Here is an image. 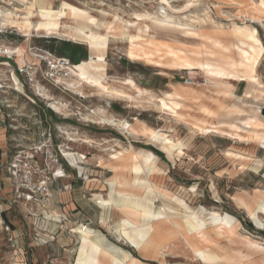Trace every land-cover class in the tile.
I'll use <instances>...</instances> for the list:
<instances>
[{"label":"rangeland","instance_id":"374dc122","mask_svg":"<svg viewBox=\"0 0 264 264\" xmlns=\"http://www.w3.org/2000/svg\"><path fill=\"white\" fill-rule=\"evenodd\" d=\"M49 2L54 9L65 7L77 11L80 8L87 17L103 21L105 25L99 28V32L101 35L107 32L108 42L103 49L97 50L82 40L75 41L57 35L42 36V33L28 37L14 27L0 24V84L2 86L0 106L4 112L3 119L6 125H12V119H15L16 130L11 136L15 135L17 142L29 147L43 143L50 131L52 141L49 148L54 155L58 154V145L63 144L62 148L67 146V149L84 155L85 159L82 161L86 164L77 162L76 167L62 160L65 171L74 175L75 179H80L78 175L84 171L85 165L90 172H99L102 178H110V183L114 172L108 166L116 163L112 154H125L126 149L141 155L150 153L151 160L142 155L140 160L134 159L130 163L123 161L121 164L142 163L146 168L151 165L157 167L158 172L152 174L147 171L137 175L133 172H123L126 177L133 180L134 184L139 180H149L160 192L167 195V197L159 194L149 195L155 210L166 204L179 213L183 212L184 206H187L189 210L197 213L207 228L225 217H230L239 222L233 239L241 238L239 235H248L251 239L261 241L252 230L261 231L256 227H261L257 221H264V209L256 208L262 211L256 222L239 210L222 209L223 204L219 198L221 194L218 190L220 191L225 185L264 189V146L239 138L240 135L246 134L244 127L251 128L245 123H250L252 120L258 123L256 129L264 132L262 113L264 0H199L198 2L50 0ZM0 6L1 9H18V12L23 10V6L21 7L16 0H0ZM62 24L75 26V22L70 19H62ZM127 24L130 25L129 33L135 37L133 40L123 36ZM145 25L149 28L148 36L142 32ZM236 29L242 31L247 42L242 49L233 46L235 43L233 32ZM19 46L24 48L25 54V62L21 64L17 61L16 55ZM224 46L228 48H223ZM169 48L181 50L194 61L195 59L211 60L215 64H223L226 58L234 60L240 65V68L237 66L239 73L244 67V52H252L254 53L251 62L252 77L248 82L241 77H235L234 82H231L229 89L233 90L234 96L240 97L238 100L222 95L215 96L214 101L209 100L204 96L213 94L211 89H205L207 76L199 69L189 71L171 67L169 64L174 59L168 52ZM130 50L137 56L130 57L128 55ZM32 52L36 56H33ZM62 57L68 59L73 66L83 60L104 59L106 72L104 83L108 86L124 88L123 90L129 94L135 95V99L104 95L101 97L97 89L87 83H83L78 88L82 91L81 94L65 83L57 81L56 78H47L49 64L55 63ZM7 60L9 63L5 64ZM65 71H67L66 75L59 76L71 74L69 69ZM12 73L19 79L23 91L16 89ZM128 79L133 81L134 89L141 88L144 92L136 94L129 89L124 84ZM181 85L193 87L198 91V95L202 92L203 95L189 101V106L185 108L181 106L187 104V101L185 97H180L178 100L180 106L176 107V113L162 109L160 107L162 100L170 103V100L175 98L171 95L172 89ZM38 88L48 97L38 94ZM50 100L61 102L64 105L63 112L53 110L48 105ZM199 103L208 104L215 115L199 114L197 109ZM217 103L221 105V109H217ZM228 105H231V112H223ZM238 107L241 110L239 114L234 115ZM100 108L103 111L101 115L105 114L103 116L111 115L117 119H127L135 126L136 134L100 123L94 113ZM196 120L205 123L204 130H198L199 124ZM138 123H142L147 129L156 130L169 140H174L175 148L167 152L159 142L149 140L139 131ZM228 123L232 125H227ZM65 131H68V134ZM72 137L75 141H71ZM86 139L91 142L84 143L83 140ZM12 142L13 139L8 145L9 156L13 150ZM237 152L242 158L234 159L229 155ZM57 180L59 179L53 183ZM110 186L112 191L111 183ZM101 190L106 194L109 187H101ZM96 191L98 190L92 189L87 196L93 199L95 193L90 194ZM174 196L178 201L174 202L171 199ZM262 229L264 231V227ZM180 238L181 240L174 242L178 250L176 249L172 254L169 252L165 264H203L199 257L194 255L184 237L180 236ZM121 244L128 248L126 243L121 242ZM223 244L225 239H220L214 248L221 253L220 245ZM135 249L138 250L136 247ZM229 255L238 254L230 252ZM244 255H246V264L264 262V253L246 250ZM193 257L196 260H193Z\"/></svg>","mask_w":264,"mask_h":264},{"label":"bare ground","instance_id":"6f19581e","mask_svg":"<svg viewBox=\"0 0 264 264\" xmlns=\"http://www.w3.org/2000/svg\"><path fill=\"white\" fill-rule=\"evenodd\" d=\"M16 1L21 4V7L23 6V10L18 12V9L8 10L9 8H0V24H2L3 26H9L11 28L14 27L24 36L29 37L33 34L37 35L39 33H42V36L57 35L70 38L71 40L73 39L75 41L82 40L86 42L90 47L97 50L103 49L108 42L107 32L105 33V35H101L99 32V28H102L105 23L101 20L95 18L91 19L87 17L85 12L80 8L77 11L70 10L65 7L54 9L49 2L50 0ZM188 1L198 2L199 0ZM99 15H101V13ZM62 19L73 20L75 22V26L71 27L62 24ZM129 27L130 25L127 24L125 29L123 30V36L125 35L126 37H128V39L133 40L135 37L129 33ZM148 29V26L145 25L142 28V32L147 34ZM233 36L235 39V43H233V46L242 49V47L247 44L242 31H240L239 29H236L233 32ZM124 39L126 40L127 38ZM214 42L217 43V41ZM223 48H228V46H224ZM168 52L174 59L171 64L168 63L171 67L187 69L189 71L199 69L207 76V88L205 89H211L210 91L213 94L204 96L212 101H214L215 96L219 95L225 97L228 96L234 98V100H238L240 97L234 96L235 93L232 92L233 90L229 89L231 82H234L235 77H241L244 79V81L247 82L252 77L251 62L254 59V53L249 51L244 52V67L240 69L242 73L238 72L239 69L237 68V66H239L240 68V65H237L238 63L236 61L230 60L228 58H226L227 60L225 59L223 61V64H215L211 60H190L186 55L183 54L181 50H173L169 48ZM31 54L33 56H36V54L33 52ZM16 55L17 61L20 64L25 62L24 48L22 46H19L17 48ZM128 55L133 58L137 56L132 50L128 52ZM103 60L100 58L83 60L75 66H71L68 68L71 71V74H69L68 76H57L56 79L57 81L65 83L68 87L76 89L75 92H80L81 94L82 91H80V89L78 88L83 85V83H87L97 89L98 93L101 94V97L104 95L113 98H126L129 100H134L135 95L129 94L128 92L123 90L124 88H117L111 85L108 86L104 83L106 80V72L105 63L103 62ZM11 76L16 89L23 91V86L17 76L14 73H12ZM225 78L227 79L224 80ZM225 81H227L228 83H225ZM124 84H126L127 87L133 90V92H135L136 94H141L144 92V90L141 88L134 89L133 81L130 79L126 80ZM1 87L2 86L0 84V88ZM197 92L198 91L193 87L185 85L174 87L172 89L171 95L175 98L171 99L170 103H167L163 99L160 103V107L167 110V112L169 111L171 113H176V107L180 106L178 103L179 98L185 97L187 104L181 106L185 108L189 106V101L198 99L201 97V95H203V92L199 93V95L197 94ZM44 93H42L38 88V94L42 95L43 97H48V95ZM217 104V109H221V105L219 103ZM48 105H50V107H52V109L56 112H63L62 108L64 107V105L59 101L50 100ZM230 106L231 105H228L223 110V112H231ZM240 107H238L234 111V115L239 114L241 110ZM197 109L199 111V114H202L204 116H208L211 113L215 115L208 104L199 103ZM97 110L98 111H94V113L96 115V118L99 119L98 121L100 123L116 126L120 129L125 130L127 133L136 134L135 126L127 119H117L111 115L109 117L103 116L105 114L101 115V113H103L102 109L100 108ZM196 121L199 124L198 130H204L205 123L198 120ZM227 125L232 124L228 123ZM245 125L251 126V128L244 127L243 129L246 134L240 135L239 138L245 140L246 142L253 141L258 145L264 146V132H260L256 129L258 127V123L252 120V122L245 123ZM138 126L140 127L139 131L144 136H146L151 141L159 142L161 147L167 152H170L175 148L174 140H169L164 135L159 134L156 130L147 129L142 123H138ZM65 133L68 134V131H65ZM70 139L71 141H75L73 137ZM83 142L89 144L91 140L86 139L85 141L83 140ZM126 150L127 152L125 154H112V158H114L116 162L115 164H110L108 166L114 172V177L110 182L112 185V192L110 193L108 198L103 197L100 193H95L93 194V200L95 202H98L102 207H105V209H107L106 207L113 205L121 208L126 213V217H124L122 219V222L120 223L121 225L119 226L118 233L122 235L129 244L134 245L138 250L149 251L150 255L152 256L163 258L165 256V248L168 242L178 235H181L182 237H184L187 245L190 247L194 255L199 257L203 264H246V255H241L240 257L238 255L231 256L227 253L223 255L214 248L217 246L220 239L230 240L233 235H236V230L239 227V222L237 220L231 219L230 217H225L223 218V220L217 221L216 224L207 228L204 226L197 213L189 210L187 206H184L183 212L179 213L176 212L173 207L166 204H163L158 210H155L153 208L151 202L152 200H150L149 195L159 194L164 197H167V195L160 192V190L149 180H139L137 184H134L132 182L133 180L130 177H126L127 175L123 174V172H133L135 175H137L143 171H147L148 173L152 174L158 172L157 167L155 165H151L146 168L142 163H123L124 165L121 164V162L123 161L130 163L132 162L131 160L134 161V159L140 160L142 155L146 159L151 160L152 154L146 153L141 155L138 152L132 153L129 152L128 149ZM62 153L65 155L68 161V157L79 154L66 148L62 149ZM79 155L82 158L78 160V164L84 158L83 154ZM229 155L234 159L242 158V155L238 152L229 153ZM70 165L76 167V165H73L71 163ZM254 168L256 167L254 166ZM58 172L62 171L59 170ZM114 195H116V197ZM171 199L174 202L178 201L175 196ZM245 207L249 217L251 216L250 218H255V208L260 207L264 209V196L258 199L254 208L249 205H245ZM53 217L60 220V216L59 214H57V211L53 212ZM257 223L259 226L264 227V221H257ZM77 232L81 237V246L78 253L77 264H140L136 259L129 258V255L125 253L126 251L121 252L122 256L119 257L103 249L98 241L97 243L95 239L94 241L91 238V229H82L78 226ZM239 236L244 240V243L251 250L264 253V242L251 239L250 237L245 235ZM176 249L177 248H174V250ZM101 255L103 256V258H100ZM104 260L106 261L104 262ZM162 264H165V261L162 260Z\"/></svg>","mask_w":264,"mask_h":264},{"label":"crops","instance_id":"0c3cea01","mask_svg":"<svg viewBox=\"0 0 264 264\" xmlns=\"http://www.w3.org/2000/svg\"><path fill=\"white\" fill-rule=\"evenodd\" d=\"M4 63L8 64L9 61L7 60ZM3 114L4 112L0 106V206L4 210L3 218L5 222L13 230L17 246L15 249L10 247L5 233L0 231V264H50L49 261L54 264H77L81 246V237L77 232V228L84 223L87 224V229H91V238L95 239L96 242L98 241L103 249L113 255L121 257V252L126 251L125 253L129 255V258L136 259L140 264H155L157 262L162 264V260L166 262L165 258L169 256V252H171L170 254L174 253L175 250L171 248H175L174 242L181 240V235L168 242L163 258L152 256L149 251L136 250L135 247L130 245L118 233L120 223L126 217V213L121 208L113 205L105 209L98 202H95L92 197L87 196L92 189H96L98 191L91 192L90 195L100 193L103 197L108 198L112 192L109 183L110 178H102V174L99 172H90L85 165L83 166L84 171L78 175L80 179H75L74 175L65 171L67 176L60 178L51 185V197L46 200L44 207L39 209L41 215L38 217L24 216L18 210V207H11L8 204L13 196L7 172L8 145L11 139H15V135L12 137L11 133H15L16 128L14 126L15 119H12V127L11 124L6 125ZM12 115L14 116V113ZM80 158L79 154L68 157L73 165H77ZM83 164L86 163L83 161ZM82 175L83 177H81ZM90 176L93 178H88ZM106 186L109 187V191L104 194L101 187L106 188ZM218 192L221 194L219 198L223 204L222 209L239 210L247 217L249 215L246 212L245 205L254 208L258 199L264 196V189L253 186L237 188L236 186L225 185ZM114 196L116 197V195ZM56 211L60 219H63L61 222L53 217V212ZM261 212L260 208H255V218L252 217L254 222ZM33 225L42 232L40 233L41 237L38 239L34 237ZM256 228L261 231H252L257 234L256 237L261 239V242H264L262 227ZM42 234H45V236ZM49 234H52L53 239H49ZM121 242L126 243L128 248L124 247ZM246 250L251 251L242 238H232L225 240L221 254L227 253L229 255L230 252H233V254L237 253L238 256H241L244 255ZM100 258H103V256L101 255ZM193 260H196V258L193 257ZM257 264H264V262Z\"/></svg>","mask_w":264,"mask_h":264},{"label":"built area","instance_id":"2783aa9c","mask_svg":"<svg viewBox=\"0 0 264 264\" xmlns=\"http://www.w3.org/2000/svg\"><path fill=\"white\" fill-rule=\"evenodd\" d=\"M71 66L73 64L68 59L58 58L55 63L51 62L49 64L47 78L55 79L57 75H64L67 72L65 70ZM7 116L10 115L7 114ZM51 135L49 131L46 140L38 145L24 147L16 139H13L11 144L13 150L9 156L7 172L13 196L8 204L11 207H18V210L24 216L35 218L41 215L39 209L44 207L46 200L51 197V185L56 179L67 176L62 160L64 159L68 164L70 163L62 153V149H67L68 147L64 146L62 148L64 144L58 145V154L54 155L49 148L52 141ZM52 163L56 166H52ZM79 164H83V161H80ZM59 170L62 172H58ZM3 212L4 210L0 206V231L5 233L10 247L15 249L17 246L16 238L11 226L5 222ZM61 221L62 218L60 219ZM33 228L34 237L38 239L41 237L40 233L42 232L40 229H36L35 225H33ZM81 228L86 229L87 224H82ZM42 235L45 236V234ZM48 237L53 239L52 234H49ZM49 263L54 264L52 261H49Z\"/></svg>","mask_w":264,"mask_h":264},{"label":"water","instance_id":"95a60500","mask_svg":"<svg viewBox=\"0 0 264 264\" xmlns=\"http://www.w3.org/2000/svg\"><path fill=\"white\" fill-rule=\"evenodd\" d=\"M262 113L264 114V108H263V110H262Z\"/></svg>","mask_w":264,"mask_h":264}]
</instances>
